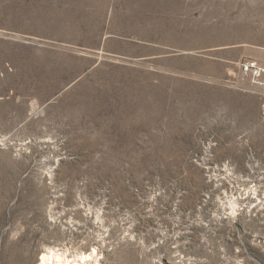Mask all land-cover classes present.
<instances>
[{
  "label": "rangeland",
  "instance_id": "obj_1",
  "mask_svg": "<svg viewBox=\"0 0 264 264\" xmlns=\"http://www.w3.org/2000/svg\"><path fill=\"white\" fill-rule=\"evenodd\" d=\"M248 60L264 0H0V264H264Z\"/></svg>",
  "mask_w": 264,
  "mask_h": 264
},
{
  "label": "built area",
  "instance_id": "obj_2",
  "mask_svg": "<svg viewBox=\"0 0 264 264\" xmlns=\"http://www.w3.org/2000/svg\"><path fill=\"white\" fill-rule=\"evenodd\" d=\"M242 75L248 77L254 86H262L264 68L254 60H248L239 65Z\"/></svg>",
  "mask_w": 264,
  "mask_h": 264
},
{
  "label": "bare ground",
  "instance_id": "obj_3",
  "mask_svg": "<svg viewBox=\"0 0 264 264\" xmlns=\"http://www.w3.org/2000/svg\"><path fill=\"white\" fill-rule=\"evenodd\" d=\"M86 259H88V258L81 256V258H80L81 262L78 260L79 261V263H78V261H76V260H73V259L69 260L62 253L50 250V251L41 255L37 264H81V263H85Z\"/></svg>",
  "mask_w": 264,
  "mask_h": 264
}]
</instances>
